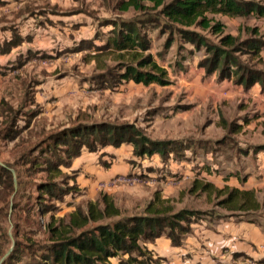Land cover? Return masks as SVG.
<instances>
[{"label":"rangeland","instance_id":"1","mask_svg":"<svg viewBox=\"0 0 264 264\" xmlns=\"http://www.w3.org/2000/svg\"><path fill=\"white\" fill-rule=\"evenodd\" d=\"M0 1L5 3L0 5V42L11 41L14 30L22 40L8 53L0 52V132L6 125L4 108L14 109L15 129L20 131V137L12 141H5L4 133H0V164L12 163L15 189L6 196L4 184H0V264L11 256L14 261L9 264H50L45 260L48 248H42L49 240L46 223L64 217L79 205L95 202L104 193L114 198L125 216L143 214L154 201L173 212H201L192 231L205 222L216 229L220 222L234 217L236 222H253L264 232V188L253 189L260 204L256 209L232 211L220 204L237 189L230 178L237 176L239 153L264 147V90L260 83L246 89L236 83L235 76L221 79L219 69L210 73L213 52L188 41L161 19L146 29L151 44L147 54L167 71L169 83L147 86L124 82L110 86L105 82L110 78L107 72L116 70L118 74L120 62L116 54L91 48L88 40L101 33L95 43L102 45L112 28L102 24L130 20L137 15L133 9L120 11L119 0ZM258 3L264 6V0ZM210 17L214 19L212 24L223 25V35L236 37L239 42L252 37L264 42V16L251 13L245 17ZM191 31L203 36L210 46H221V36L211 29L196 27ZM230 52L243 66L264 71V48L259 55L243 50ZM29 115L36 116L30 119ZM84 122L128 123L151 140L176 142L180 153H172L164 161L157 153L136 156L133 146L127 144L120 150L107 148L98 165L103 172L108 167L102 157L122 159L132 171L143 174L141 183L101 188L98 182L102 177L96 182L93 179L101 169L83 170L88 184L77 185V196L40 217L34 199L29 197L35 198V183L44 175L29 170L28 149L63 127ZM117 168L121 174H129L127 168ZM67 172L74 176L70 183L77 184L78 174ZM205 184L210 186L206 191L202 188ZM32 242L42 244L41 248L32 246ZM30 245L32 248H28ZM240 245L206 248L209 264H264V248H243L251 245L248 239H242ZM149 250L159 264H170L178 256L169 248L168 252ZM166 255L168 258L161 257ZM191 256L179 259L185 262ZM126 259H111L110 264Z\"/></svg>","mask_w":264,"mask_h":264},{"label":"trees","instance_id":"2","mask_svg":"<svg viewBox=\"0 0 264 264\" xmlns=\"http://www.w3.org/2000/svg\"><path fill=\"white\" fill-rule=\"evenodd\" d=\"M0 5L5 3L0 1ZM118 5L120 11L128 12L133 9L137 15L130 20L104 22L103 26L111 25L112 28L103 44L95 43L101 33H97L93 40H88L87 44L102 53L109 51L111 55L116 54L121 71L118 74L116 70L107 72L110 78L105 82L110 86L124 82L147 86L169 83L167 71L155 62L151 54H147L151 44L146 29L154 25L155 21L164 19L182 37L213 52L208 69L210 73L219 69L221 79L235 76L236 83L244 85L246 89L260 83L264 90V71L243 66L239 58L230 52L243 50L259 55L264 48V42L254 37L239 42L236 37L223 35V25L219 22L212 24L214 19L210 17H245L251 13L264 16V6L258 0H119ZM196 27L211 29L215 35L221 36V46H210L203 36L191 31V28ZM12 34L14 38L11 41L0 42L2 54L22 43L17 31L14 30ZM3 114H6L7 119L5 128L0 133H4L5 141L17 139L20 131L15 129L14 109L4 108ZM29 116L31 119L36 115ZM124 144L133 146L136 156L157 153L164 161L172 153H180L175 147L176 142L154 141L144 136L134 125L108 122L72 124L47 135L43 141L31 146L28 149L29 170L44 175L35 183V198L29 197V200L34 199L33 206L37 215L46 216L56 211L70 197L77 196L79 187L75 182L70 183L74 176H68L66 169L85 150L97 153L106 148L118 149ZM4 164H0V184H4L2 186L6 196H9L15 192L11 170L13 165ZM109 165L104 163L106 167H110ZM202 188L206 191L210 186L205 184ZM220 204L232 211H249L260 207L255 200V191L238 188L233 189ZM163 205L162 202L156 205L152 201L143 214L125 216L111 195L101 194L95 202L79 205L64 217L58 220L53 218L46 223L49 240L42 248H48L49 254L45 260L50 264H110L111 259L127 257L120 264H159V261L153 260L148 244L166 236L172 246H181L185 237L192 233V225L202 214L186 209L173 212ZM41 245L32 242V246L41 248ZM28 248H32L31 245ZM13 261L11 256L4 264ZM28 264L40 262L33 261Z\"/></svg>","mask_w":264,"mask_h":264},{"label":"crops","instance_id":"3","mask_svg":"<svg viewBox=\"0 0 264 264\" xmlns=\"http://www.w3.org/2000/svg\"><path fill=\"white\" fill-rule=\"evenodd\" d=\"M258 147L259 146H255L254 149L249 148V150L243 154L239 153L241 164L238 165L237 176L230 178L231 185L234 187L242 190H258L264 188V148ZM110 149L117 150L116 148ZM118 150H120V148H118ZM104 151L105 149L97 153L84 151L80 157L73 161V165L69 169H66V171L78 174V186L80 184H88V179H85V173H83V170L91 171L92 168L97 169L99 167L98 165L101 160V155ZM102 161L111 165L106 168V172H103V167H99L101 169L100 173L98 172L99 176L93 177L95 182L97 181L96 179L107 180L115 175L121 174L117 166L127 168L129 173L134 172L130 167L125 165L122 159H113L110 161L106 157H102ZM145 173L147 172L144 171V174ZM173 173H176V170L173 171ZM148 174L150 175L151 173ZM100 177L102 178L99 179ZM242 178L244 180H242ZM95 182L93 184H95ZM195 228L196 230L193 228L191 235L189 234L190 236H187V238L184 239L182 246L174 247L172 246L170 239L162 237L157 239L154 243H151L150 245L148 244V248H160L162 250L169 248L170 251L174 250L178 256H176L175 259H172V264H182L183 261L179 258L188 255H192L191 259L189 261H186V259L183 264H194V261L197 263L201 262L209 264L210 261L207 257L208 252L206 248H241L242 245H240V241L242 239H248V241L251 242L249 247L243 246V248H256L255 246H258V248H264V232H262L263 230L253 222L252 225H248L245 222H236L235 218L231 217L226 222H220L216 229H213L206 222L196 225ZM202 249L204 252H202ZM161 257L168 258L167 255Z\"/></svg>","mask_w":264,"mask_h":264},{"label":"built area","instance_id":"4","mask_svg":"<svg viewBox=\"0 0 264 264\" xmlns=\"http://www.w3.org/2000/svg\"><path fill=\"white\" fill-rule=\"evenodd\" d=\"M140 172H132L127 175L118 174L107 180H101L98 182V186L101 188H117L119 186H134L141 183L142 176ZM172 264V263H170Z\"/></svg>","mask_w":264,"mask_h":264}]
</instances>
